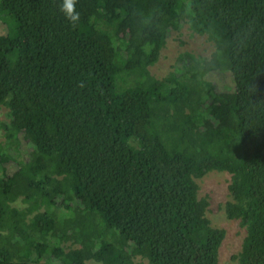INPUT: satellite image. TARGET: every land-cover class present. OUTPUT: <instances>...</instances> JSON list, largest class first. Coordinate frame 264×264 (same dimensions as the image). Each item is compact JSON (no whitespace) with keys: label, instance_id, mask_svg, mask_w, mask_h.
Wrapping results in <instances>:
<instances>
[{"label":"trees","instance_id":"1","mask_svg":"<svg viewBox=\"0 0 264 264\" xmlns=\"http://www.w3.org/2000/svg\"><path fill=\"white\" fill-rule=\"evenodd\" d=\"M58 5L0 0V264H223L215 172L246 230L228 264H264V0H77L76 27ZM183 26L214 51L158 79Z\"/></svg>","mask_w":264,"mask_h":264},{"label":"rangeland","instance_id":"2","mask_svg":"<svg viewBox=\"0 0 264 264\" xmlns=\"http://www.w3.org/2000/svg\"><path fill=\"white\" fill-rule=\"evenodd\" d=\"M214 45L207 37L194 34L187 26L181 30L171 32L168 42L162 51L161 59L151 69V73L158 79L168 77L174 73L182 75L190 73L194 67V58H210ZM215 83L219 90H225L231 85L228 75H216ZM8 111L0 108V124L8 122ZM0 132V144L3 142ZM21 156L28 157L29 149L24 143L17 150ZM13 153V150L11 152ZM200 198H208L210 203L209 218L213 224L227 233L226 240L221 249V262L228 264L232 256L236 255L242 247L246 230L238 222H230L224 217L223 205L229 200L230 176L226 173H210L199 182ZM95 264V263H88ZM136 264H149L145 260H137Z\"/></svg>","mask_w":264,"mask_h":264},{"label":"clouds","instance_id":"3","mask_svg":"<svg viewBox=\"0 0 264 264\" xmlns=\"http://www.w3.org/2000/svg\"><path fill=\"white\" fill-rule=\"evenodd\" d=\"M77 0H59L58 9L63 17L72 27H76L80 20V13L76 9ZM259 92V86L256 83L250 85V94L255 96ZM258 104H264V101H257Z\"/></svg>","mask_w":264,"mask_h":264}]
</instances>
